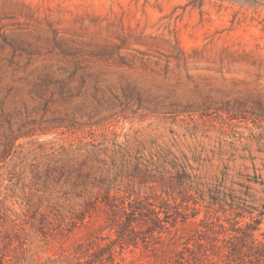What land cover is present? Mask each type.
<instances>
[{"label": "rangeland", "instance_id": "obj_1", "mask_svg": "<svg viewBox=\"0 0 264 264\" xmlns=\"http://www.w3.org/2000/svg\"><path fill=\"white\" fill-rule=\"evenodd\" d=\"M130 30L144 45L131 40L121 51L136 57L133 68L116 54L93 56ZM56 41L82 51L88 71L109 83L136 79L157 102L191 108L157 113L102 103L92 121L55 131L52 115L97 106L92 86L47 107L31 93L34 79L69 77L74 57ZM179 50L181 61L167 57ZM30 131L36 135L16 138ZM92 150L106 163L90 161ZM127 161L148 168L118 173ZM108 171L113 206L99 184ZM184 196L189 208L180 206ZM130 202L136 218L124 237L102 231L109 218L126 221ZM169 202L171 214L182 212L176 226L171 217L149 232L153 223L142 214ZM262 233L264 2L0 0V264H264L246 256Z\"/></svg>", "mask_w": 264, "mask_h": 264}, {"label": "trees", "instance_id": "obj_2", "mask_svg": "<svg viewBox=\"0 0 264 264\" xmlns=\"http://www.w3.org/2000/svg\"><path fill=\"white\" fill-rule=\"evenodd\" d=\"M261 2H264V0H260ZM137 34L134 33L133 30H130L126 35L123 37V39L120 40V42L116 45L112 46H105L100 49V51L93 52V56L102 58V59H108L112 55L116 54L118 58V64L123 67H130L133 68L134 62L136 57L132 56V58H128L126 54L122 53V49H124L126 46H129V42L132 40L135 46H144L143 43H140L137 39ZM177 43V40H176ZM56 48L66 57H74V63L73 68L69 72L68 78H63L61 76L57 75H46L43 79H34L32 83V89L31 93L41 101H43L44 106L47 107L49 103L52 102H59V103H65L69 102L73 99H77L80 96H84L89 91V87L94 88V92L92 93V98L97 103V106L95 107L94 111H91L89 113H85L84 115H52L50 119L47 120V123L52 125L53 130L58 131L62 129H69L72 126H76V124L79 122L78 120L80 118L87 117L88 121H92L96 116L100 114V112L103 109V104H110L109 109H113L116 107H125V108H134L136 109H148L157 113H172V112H178V108H191L190 106H182L177 103H170L169 105L166 104V99L163 101H158L157 98H154L151 94L148 88L143 86L138 80L131 79L128 77H123L118 83H109L106 79L102 77L101 73L98 72H90L87 69V60L85 58H81L82 51H74L70 47H68L64 42L56 41ZM178 45V44H177ZM135 53L141 56L140 61L144 60V54L134 50ZM181 50L178 51L175 55H168V58L176 59L177 61H181L180 58ZM107 100V101H104ZM205 108V107H204ZM198 110H203V107H197ZM175 110V111H174ZM84 124H87L84 122ZM36 135V132H27L23 133L20 132L17 135V139L20 138H26V137H33ZM89 155L87 158H91L90 161L97 162V163H103L105 164V160L101 158V153H98L95 150H92L89 152ZM116 153H113V156L111 158L114 159ZM143 166V167H142ZM178 168V172H182L183 174H186V167L181 164L176 165ZM93 168V166L91 167ZM133 168V169H132ZM148 166L144 165L143 163L135 164L133 165L131 162L127 161L125 162L121 169L118 171V173L122 172H135L137 170V173H140L142 169H147ZM107 174L103 175V178L99 180V184H102L105 186V195H104V201L108 205L113 206V199L116 197V195H113L114 189L112 188L113 182L111 181L109 177V171L106 172ZM142 173V172H141ZM88 174V173H87ZM87 174H81V177H87ZM146 178V177H143ZM141 177V180H144ZM179 182L184 183L183 177H178ZM101 185V186H102ZM168 199L173 200L176 202V198L172 195H169ZM187 197H182V204L180 206H185V208H189L187 203ZM131 206L130 212L127 213L126 209H124L126 221L123 222L122 217L121 218H109L107 221L106 227L102 228L101 230L108 229L109 231L116 230V233L118 234V238L124 237V232L127 229V227H130L129 224L134 223V220L136 218V209L133 208L132 202L129 203ZM171 203L169 202L166 204L165 209H148L145 213L142 214V217L147 218L143 220H147L146 222L150 221L153 223L152 225H149L147 227L149 232H154L155 228L154 226H157L161 229H164L165 225L163 222L170 220L169 218L174 219L170 222L172 227H175L177 224V220L179 216L182 214L181 210L178 209L174 211V214H171L172 210ZM161 213H164V217H161ZM174 215H177L176 217ZM188 216L184 217V219L187 221ZM167 219V220H165ZM109 220H112L113 223H109ZM123 222V223H122ZM169 222V221H168ZM126 225V226H125ZM119 226V227H118ZM256 231H260L261 229L258 227L254 229ZM96 231V229L94 230ZM94 233V232H93ZM161 233V232H160ZM93 235V234H92ZM264 238V233L261 234ZM98 239V238H97ZM166 241H172L173 238L166 237L164 239ZM246 256L249 258L250 262L253 260H256L258 263H264V242L260 241L256 236H253L251 245L249 247V252L246 253ZM245 260V259H244Z\"/></svg>", "mask_w": 264, "mask_h": 264}]
</instances>
